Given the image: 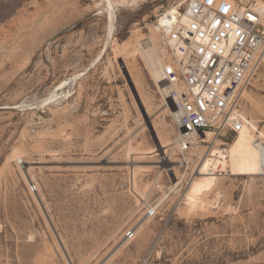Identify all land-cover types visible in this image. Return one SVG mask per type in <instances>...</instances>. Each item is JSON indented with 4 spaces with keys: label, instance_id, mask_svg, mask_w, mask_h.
<instances>
[{
    "label": "rangeland",
    "instance_id": "obj_1",
    "mask_svg": "<svg viewBox=\"0 0 264 264\" xmlns=\"http://www.w3.org/2000/svg\"><path fill=\"white\" fill-rule=\"evenodd\" d=\"M186 3L0 0V264H264V63L243 128L181 150L141 46Z\"/></svg>",
    "mask_w": 264,
    "mask_h": 264
},
{
    "label": "built area",
    "instance_id": "obj_2",
    "mask_svg": "<svg viewBox=\"0 0 264 264\" xmlns=\"http://www.w3.org/2000/svg\"><path fill=\"white\" fill-rule=\"evenodd\" d=\"M186 7V22L156 31L181 150L198 133L219 137L243 127L242 93L264 63V0H187Z\"/></svg>",
    "mask_w": 264,
    "mask_h": 264
},
{
    "label": "bare ground",
    "instance_id": "obj_3",
    "mask_svg": "<svg viewBox=\"0 0 264 264\" xmlns=\"http://www.w3.org/2000/svg\"><path fill=\"white\" fill-rule=\"evenodd\" d=\"M126 2L134 3L135 0H116L114 3L111 0H105L106 8H107V11H108V18L107 19H109V22H111L112 21L111 19L114 17V16L112 17L113 4L126 3ZM186 8L184 10H186ZM173 20H180L182 23L186 22L187 21V15H186V13L184 11H180L176 6L170 7L168 9H166L165 12L160 15V17L157 20V25L154 26V29L157 31L158 30V25H160V24L167 23L168 25H170V24H172ZM108 32H111V31H108ZM141 50L144 53V57H145V59L147 61V64L149 66L151 75H152L155 83L159 86V82H161L160 69L162 67V63H161V60H160L159 56H157V51H156V48H155L154 43L152 42V40L149 41L148 44H146L144 46L142 45L141 46ZM66 84H67V80L62 81L59 84V89L62 88ZM167 89H168V86L162 88L161 92L166 91ZM48 97H49V95H48ZM51 98L52 97L50 96L48 100H50ZM41 104H43V103H41ZM170 114L172 115L173 118L176 119V113L174 112V110H171ZM178 136H179V133H178ZM194 136H195V134H192L189 137L192 140ZM210 153H211L210 156L204 158L202 160V162L200 163V174L201 175L206 174L207 171L222 172V171H225L227 169L228 161H227V155L225 153V150L220 149V148H214V149L211 150Z\"/></svg>",
    "mask_w": 264,
    "mask_h": 264
}]
</instances>
